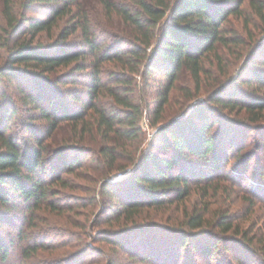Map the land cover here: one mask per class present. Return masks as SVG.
Masks as SVG:
<instances>
[{"label":"trees","instance_id":"1","mask_svg":"<svg viewBox=\"0 0 264 264\" xmlns=\"http://www.w3.org/2000/svg\"><path fill=\"white\" fill-rule=\"evenodd\" d=\"M100 2L109 17L116 15L131 28L134 41L130 42L128 48L124 46L127 41L119 40L118 36L112 41L100 36L89 13L82 9L80 0H24L21 2L23 12L19 18L15 12L16 0H3V12L10 32L22 33L25 37L20 36L13 44L8 45L6 62L0 65V79L8 77L18 82H28V86H20L21 95L39 109L40 119L45 120L46 124L44 138L40 136V132L33 131L31 137L35 143L27 148L21 145L16 136L7 134L8 127L0 129V212H9L19 201L25 204L27 211L33 213H66L77 209L76 202H68L64 205L66 209H62V205L53 199L70 186L66 176L68 174L92 181L90 188L84 187L85 192L93 193L90 205H96L99 196H111L116 191V183L102 179L98 188V182L108 173L105 171L106 165L114 170H126V166L121 165L122 157L133 164L137 163L135 154H123L122 151L129 141L143 132L141 120L146 115L151 126L157 128L155 138L162 151H171V156L160 157L150 149L128 174V184L133 189L138 185L140 192L136 194L131 189L133 192L131 191L130 196L120 195L119 213L126 215L127 222L135 221L146 202L151 206H162L174 194L176 199H183L190 193L193 182L212 183L222 170L223 162L228 158L222 156L220 149L224 143L223 138L218 142L213 135L217 121L213 118L215 109L211 104L230 110L246 109L255 116L264 112V92L261 96L244 98L242 95L237 96V85L227 92L223 91L224 86L221 85L217 92L209 95L207 101L196 103L179 117L165 119L166 109L170 105L172 92L181 72L188 71L200 87L208 57L218 52V45L228 44L230 39L226 35L225 26L232 16H242L245 0ZM35 5L41 6L36 9ZM75 6H79L81 10L75 11ZM249 6L264 24V1L249 0ZM27 11H37L41 16L28 17ZM69 15L73 22L62 26L53 43L44 44L37 40L41 35L55 32L60 21ZM76 33L82 35L83 44L72 42L71 37ZM256 44L257 47L260 46V43ZM253 59L256 61V56ZM107 64L127 70L126 73H111L114 86L108 85L104 80ZM251 66L255 68L252 63ZM61 69L69 70L58 74ZM80 71L88 73L85 81L90 99L77 110L75 107L64 106L61 100L57 101L52 92L56 91L58 85L77 83V72ZM136 75L143 77L145 86H152L156 90L154 94L149 93L151 102L146 103V107L143 102L126 95L128 90H124L133 81H137ZM252 75V78L264 84V75L256 68ZM103 95L110 98V105L104 103ZM71 97L76 103L83 102L84 99L77 92H72ZM7 106L6 103L4 116L10 118L15 113ZM87 113H90L89 117L95 125L91 131L95 130L100 134L104 142L98 148V155L99 163L103 160L105 166L90 164L87 156L83 155L89 151L80 141L77 144L66 142L56 147L44 142L45 138L51 137L60 129L64 121L71 124L76 138L79 130L80 136L89 132L91 124L87 122ZM174 165L180 167L179 172H171ZM85 168L92 170L90 176L83 174ZM89 204H82L83 209ZM214 218V221L208 220L202 210L187 213L183 221L187 228L175 229L182 244H187L189 239L194 251H199L208 258L221 251L217 248L219 242L223 243L225 252L235 253L238 259H241L244 250H252L249 247L256 243L255 239L248 237L247 231L240 228L228 212L219 213ZM2 219L0 215V225ZM131 223L132 226L109 233L100 232L97 240L114 243L128 251L133 240L131 237H138L139 233L156 228L150 223ZM209 225L223 229L224 234L219 233L221 235L218 236L215 231H207ZM47 230L48 228H37L36 234L27 235L28 244L25 243L21 248L23 260L35 257L39 250H51L55 253L64 247L71 248L60 257L56 255L50 261L51 264H93L101 260L94 258V252L98 250H94L87 240L76 244L71 233L59 229L54 230V233ZM230 232L242 234L247 240L241 243L238 239H226V233ZM202 239L205 242H199ZM146 240V243H150L149 239ZM244 243L250 246H245ZM14 245L15 239L0 235V264L10 258ZM238 246H242V249L237 248ZM76 247L80 249L77 250ZM135 253L142 256L143 260L150 258L147 250ZM135 253L130 251V256L134 257L137 255Z\"/></svg>","mask_w":264,"mask_h":264},{"label":"rangeland","instance_id":"2","mask_svg":"<svg viewBox=\"0 0 264 264\" xmlns=\"http://www.w3.org/2000/svg\"><path fill=\"white\" fill-rule=\"evenodd\" d=\"M22 1L24 0H16L15 12L18 18L23 12ZM80 2L82 9L89 13L93 26L100 36H104L110 41L118 36L119 40L127 41L124 45L126 48L130 46V42L134 41V33L131 28L126 26L116 15L109 17L100 0H80ZM40 6L35 5V8L39 9ZM74 10L81 9L79 6H75ZM243 11L242 16H232L226 24V35L230 40L228 44L218 45V52L208 57L207 69L202 76L204 80L200 87L188 71L181 72L176 88L172 92L170 105L166 109L165 117L167 118L165 119L179 117L183 113H187L196 103L207 101L209 95L217 92L221 85L224 86V92L237 85L239 90L237 96L242 95L244 98L263 95L264 84L252 78V71L256 68L264 75V24L249 6V0H245ZM27 16L40 17L41 14L37 11H27ZM72 22L73 18L70 15L66 16L60 21V26L55 32L51 35H41L37 40L44 44L53 43L62 26ZM20 36L25 37L22 33L13 34L10 32L3 12V0H0V65L6 62L8 45L13 44ZM71 40L76 44H83L80 33L74 34ZM256 43H260V46L257 47ZM254 49L256 50L254 51ZM253 56H256V61ZM251 63L255 68L251 66ZM66 70L69 69H61L58 74ZM105 70L104 80L112 86L115 83L111 73L114 71L126 73L127 71L114 64H107ZM87 74V71L77 72L79 79L77 83L58 85L56 91L52 92L53 98L56 96L55 99L61 100L64 106L75 107L77 110L82 108V105L90 99L85 81ZM136 79L137 81H133L132 85L125 87L124 90H128L126 95L133 96L135 100L143 102L146 107V103L151 102L149 93L154 94L156 90L152 86L150 88L145 86L141 75H136ZM20 86L26 87L28 82H18L16 79L8 77L0 79V129L8 127L7 134L16 136L21 145L27 148L35 143L31 137L33 131L40 132V136L44 138L46 123L45 120L40 119L39 109L32 103H28L21 95ZM72 92L82 94L83 102L76 103L71 97ZM102 100L110 105L111 101L108 96L105 95ZM6 103L7 107L15 113L10 118L4 116ZM211 106L215 109L213 118L217 121L213 135L218 139V142L223 138L224 143L220 149L222 156L229 159L223 162L222 170L214 177L212 183L193 182L191 191L186 197L176 199V194H174L169 200L163 202L162 206H151L146 202L141 209V215H138L135 221H126V215L119 213L120 195L130 196L133 190L137 192L136 194L140 192L138 185L134 189L130 187L127 181L128 174L150 149H153V153L160 157L171 156V151H162L161 145L155 138L157 128L151 126L149 118L145 115L141 120L143 132L136 139L129 141L122 151L123 154H135L138 159L137 163L133 164L122 157L121 165H125L126 170H114L106 165L105 171L108 173L102 176L98 182V188L102 179L116 183V191L111 196H99L97 204L90 205L93 193L85 192L84 187L90 188L89 186L93 184L92 181L89 178L68 174L66 176L71 183L70 186L64 188L62 193L53 199L57 204L62 205V209H66L64 207L66 203L74 204L76 202L77 209L66 213L45 211L33 213L27 211L25 204L19 201L9 212H0L3 218L0 235L4 238L15 239L10 258L1 264H47L71 248L64 247L55 253L51 250H39L35 257L28 261L23 260L21 248L25 243L28 244L27 235L36 234L37 228H48L49 232L53 233L56 229L71 233V238H74L76 244L87 240L91 247L95 248L94 250H98V252H94V258H101L99 262L96 261L93 264H264V112L255 116L246 109L230 110L218 105L211 104ZM9 109L7 110L11 113ZM87 110L89 109L87 108ZM89 116L90 113H87V122L91 124V127L88 128L90 131L84 133L83 136H80L79 130L77 138L74 137L73 127L64 121L60 129L55 131L51 137L45 138L44 142L56 147L66 144V142L77 144L80 141L89 151V153L83 154L87 156L88 162L105 166L103 160L99 163L100 156L98 155V148L104 142L100 134L95 130L91 131L95 125ZM179 169L178 165H174L171 172L177 173ZM91 171L85 168L82 172L85 176H90ZM85 202L89 206L83 209L82 204ZM197 210H202L206 218L211 221H214L217 214L228 212L234 218L235 223L247 231L248 237L255 239L256 243L252 246L244 243L252 250L243 249L241 259H238L235 253L225 252L223 243L219 242L217 248L221 251L218 250L219 252H216L212 258H208L199 251H194L193 244L189 239L187 244L183 245L175 229L187 228L183 225L186 214ZM85 212L88 213L85 215ZM131 222L150 223L156 228L153 231L150 230L151 232L139 233L138 237H131L133 240L129 244L128 251L114 243L97 240L100 232L108 231L109 233L129 227L133 225ZM206 230L215 231L218 236L221 235L219 233H223V229L210 225ZM225 236L230 240L238 239L241 243L247 240L242 234L237 235L230 232ZM146 239H149L150 243H146ZM199 242H205V239ZM237 248L242 249V246ZM75 249L79 250L80 247ZM142 250L145 252L147 250L150 253L148 260H143L142 256L135 253ZM130 251H134L137 255L131 257Z\"/></svg>","mask_w":264,"mask_h":264}]
</instances>
